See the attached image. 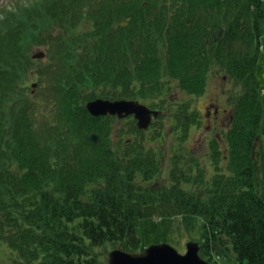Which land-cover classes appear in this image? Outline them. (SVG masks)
<instances>
[{"label":"trees","instance_id":"16d2710c","mask_svg":"<svg viewBox=\"0 0 264 264\" xmlns=\"http://www.w3.org/2000/svg\"><path fill=\"white\" fill-rule=\"evenodd\" d=\"M261 19L264 0L1 5L0 264H107L110 249L145 250L151 218L194 232L210 264H264ZM38 49L46 60H33ZM220 74L242 89L232 119L210 142L211 164L185 166L180 148L201 117L173 95L201 97ZM97 99L169 105L181 145L167 177L154 146L168 133L133 118L116 129L88 112Z\"/></svg>","mask_w":264,"mask_h":264},{"label":"rangeland","instance_id":"374dc122","mask_svg":"<svg viewBox=\"0 0 264 264\" xmlns=\"http://www.w3.org/2000/svg\"><path fill=\"white\" fill-rule=\"evenodd\" d=\"M11 1L13 0H0V6L5 5L7 3H11ZM259 27L261 30V52L256 69V75L262 92L261 100L263 105V124L261 131V141L264 148V19L260 20ZM223 75L224 74L214 76L213 79L209 80V85L204 96L192 98L186 93L179 92H176L173 95V99L175 100L185 102L191 101L192 107L194 109L199 110L200 117L204 121L201 127L192 128L191 133L189 134V136H187V139L183 144V149L182 147L180 148L181 150L179 149L181 153H178L181 154L183 158H186V160L199 158L201 159L202 165L205 166L211 164V160L209 157L211 140L216 138L217 132L221 133L223 130L227 129L226 125H222L223 128H218L215 127V125L207 123L205 118L206 116L204 115L205 112H208L206 106L209 103H216L220 105L221 108L228 107L227 109L231 110L233 100L237 95L242 92L240 86H238L233 80H230L228 77L225 78ZM31 82L32 80H30V84ZM211 110H213V107L211 108ZM161 111L163 113L150 128L152 132H155V134L160 130L162 132L168 133V136H166L165 139L161 141L162 143L159 142L157 145L154 146L155 149H157L158 151H164L165 157L168 159V161L164 163L163 171L158 177L160 180L163 178V176H168L169 168L172 167L171 165L173 162L175 150L178 149V147L181 145L179 144L180 140L176 141L175 137H173L171 134V128L173 126L172 124L174 123V119L170 117L171 112L169 105L168 107L165 106V109H161ZM114 125L116 129L122 128L125 125V121L115 119ZM220 143L222 149L225 148V146L227 145V139L225 137L221 138ZM188 160L185 163V166H187ZM177 226L178 223L176 221L170 222L160 218H151L142 221L140 225V232L143 237L145 249L154 244L166 243L175 247L180 253H185L187 243L197 241L193 239V236H196V234H194L193 232L192 236H187L188 233L186 232L188 231L183 228L178 229ZM111 251L113 250L110 249L109 252L106 254L107 264L109 259V253Z\"/></svg>","mask_w":264,"mask_h":264},{"label":"water","instance_id":"95a60500","mask_svg":"<svg viewBox=\"0 0 264 264\" xmlns=\"http://www.w3.org/2000/svg\"><path fill=\"white\" fill-rule=\"evenodd\" d=\"M222 35L223 30H219ZM46 54L42 51L33 55V59H44ZM37 87L36 84L33 85ZM87 110L93 117L117 116L120 119L134 116L138 122L139 130H148L153 118H158L159 111L151 110L146 105L135 100H104L97 99L87 104ZM99 137L92 135V140L97 142ZM200 245L189 242L186 253H180L175 247L162 243L149 246L140 253H128L113 250L109 253L108 264H210L200 255Z\"/></svg>","mask_w":264,"mask_h":264},{"label":"flooded vegetation","instance_id":"af4514ba","mask_svg":"<svg viewBox=\"0 0 264 264\" xmlns=\"http://www.w3.org/2000/svg\"><path fill=\"white\" fill-rule=\"evenodd\" d=\"M206 107L208 112H205L204 115L208 124L215 125L218 128L222 127V125L228 126V122L232 119V115L228 110L219 108L217 111L218 106L216 107L215 103H209ZM212 107L213 110H211Z\"/></svg>","mask_w":264,"mask_h":264}]
</instances>
